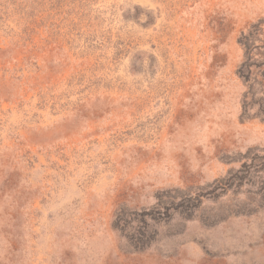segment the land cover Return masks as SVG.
I'll return each instance as SVG.
<instances>
[{
	"label": "rangeland",
	"instance_id": "obj_1",
	"mask_svg": "<svg viewBox=\"0 0 264 264\" xmlns=\"http://www.w3.org/2000/svg\"><path fill=\"white\" fill-rule=\"evenodd\" d=\"M0 264H264V0H0Z\"/></svg>",
	"mask_w": 264,
	"mask_h": 264
}]
</instances>
